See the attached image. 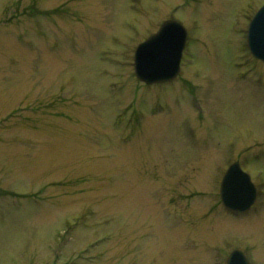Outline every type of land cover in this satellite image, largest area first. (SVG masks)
Here are the masks:
<instances>
[{"label":"rangeland","instance_id":"374dc122","mask_svg":"<svg viewBox=\"0 0 264 264\" xmlns=\"http://www.w3.org/2000/svg\"><path fill=\"white\" fill-rule=\"evenodd\" d=\"M264 0H0V264H264ZM189 31L176 79L137 45ZM235 160L258 187L232 211Z\"/></svg>","mask_w":264,"mask_h":264},{"label":"water","instance_id":"95a60500","mask_svg":"<svg viewBox=\"0 0 264 264\" xmlns=\"http://www.w3.org/2000/svg\"><path fill=\"white\" fill-rule=\"evenodd\" d=\"M188 32L176 19L166 20L158 32L139 44L135 55L137 77L148 84L174 79L180 72ZM248 44L253 54L264 60V5L252 19ZM258 190L251 175L239 161L230 165L221 183L224 204L236 211L249 210L257 199ZM228 264H250L242 250H235Z\"/></svg>","mask_w":264,"mask_h":264}]
</instances>
